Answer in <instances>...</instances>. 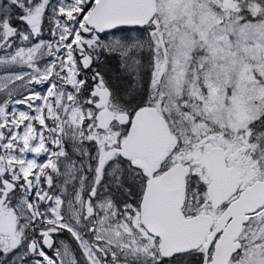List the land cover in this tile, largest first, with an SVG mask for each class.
<instances>
[{"label":"snow or ice","instance_id":"obj_1","mask_svg":"<svg viewBox=\"0 0 264 264\" xmlns=\"http://www.w3.org/2000/svg\"><path fill=\"white\" fill-rule=\"evenodd\" d=\"M0 264H264V0H0Z\"/></svg>","mask_w":264,"mask_h":264}]
</instances>
